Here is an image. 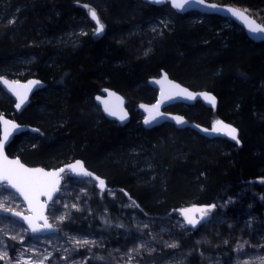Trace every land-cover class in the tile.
Segmentation results:
<instances>
[{"label":"trees","instance_id":"16d2710c","mask_svg":"<svg viewBox=\"0 0 264 264\" xmlns=\"http://www.w3.org/2000/svg\"><path fill=\"white\" fill-rule=\"evenodd\" d=\"M127 1L103 0L108 9L106 15L98 12L108 26L103 37L87 35L80 46L59 49L30 47L29 36L39 35L40 30L59 33L86 18L92 28L96 27L89 14L93 4L86 0L79 1L82 6L73 0H0V9L17 15L15 25L0 27V75L33 49L39 58L32 67L34 77L46 83L21 114L15 112L14 100L0 86V114L40 129V135H33L35 140L30 132L16 136L8 154L20 157L27 165L46 168L82 159L106 181L107 191L94 186L90 207L94 228L110 234L126 227L141 233L122 217L129 211L121 206L129 202L135 204V214L146 220L174 216L193 204H214L209 211L216 215L220 211L217 202L227 191L235 195L246 192L262 217L264 181L259 180L264 179V42H253L235 25L225 28V18L220 16L208 15L204 22L194 23L189 20L192 14ZM219 1L237 4L244 0ZM168 11L173 26L154 42L149 57L128 60L131 48H136L133 43L124 44L129 15L141 20ZM162 69L185 86L214 91L219 98L218 112L214 114L198 101L191 108L193 119L206 124L210 118V126L220 114L238 128L239 142L211 140L172 125L152 130L140 125L137 136L131 129L138 117L129 105L132 120L125 126L91 109L104 85L129 92L131 100H148L157 90L147 82ZM179 110L187 113L180 106ZM136 150L143 153L136 154ZM144 157L153 162L151 170L140 161ZM87 224L85 221L84 226ZM218 251L227 259L233 256L228 248ZM93 260V264H112L100 251ZM153 260L159 261L158 255H147L137 264ZM190 261L200 264L197 254L190 256Z\"/></svg>","mask_w":264,"mask_h":264},{"label":"rangeland","instance_id":"374dc122","mask_svg":"<svg viewBox=\"0 0 264 264\" xmlns=\"http://www.w3.org/2000/svg\"><path fill=\"white\" fill-rule=\"evenodd\" d=\"M79 1L81 0H73L76 5L82 6V2ZM86 1L91 5L93 4V10L98 15V12L104 15L107 14L108 9L104 8L103 0ZM209 1L223 4L219 0ZM141 2L150 4L143 0H129L126 3L139 6ZM227 5H234L246 11L264 24V0H244L237 4ZM166 6L169 10H173L169 4L164 5V7ZM187 14L193 15L189 20L194 23L204 22L205 17L208 16L198 11ZM129 16L130 18L125 20L127 29L123 34V37H125L124 44L133 43L136 48H131L128 60L148 58L153 51L154 42L173 26V16L169 11L159 15L144 16V19L141 20H137L136 17L131 15ZM16 20L17 15L15 13L10 15V13L0 9V27L15 25ZM80 22L76 26L70 24L63 31L55 34H51L48 31L44 32L43 30H40L39 35L30 34L28 46L44 45L54 46L59 49L76 48L80 46L85 36L91 34L97 36V27L92 28L88 24L87 18L85 20L81 19ZM222 23L225 28H233L235 25L246 34L244 28L232 19H225ZM104 26L107 30L108 26L105 24ZM246 36L248 37L247 34ZM101 37L103 36H99V38ZM248 39L250 38L248 37ZM29 51H31L28 53L30 54L29 56H19L14 66L0 76L8 77L15 81H26L34 78L35 71L32 67L34 63L39 61V58L33 54V49ZM126 63L128 64L129 61ZM162 71H165L170 76L167 70L162 69L160 73L151 78L160 76ZM147 85L151 86L148 82ZM106 88L113 89L107 85L102 86V89ZM188 88L199 92L208 91L216 96L215 92L210 89ZM117 92L127 100V105L130 108H134L133 112L137 114L138 121L134 128L131 129V132L138 136L140 125L148 130L143 125L146 115L140 110V105L155 103L158 99V91H154V95L149 97L148 100H131L132 97L129 92ZM217 99L219 101L218 97ZM93 101L95 105L91 109L103 114L101 107L95 102V98ZM196 102L194 104H171L166 106L163 112L181 115L190 123L201 127H210L213 124L208 126L210 118L206 121V124L198 123L193 119L191 108L194 107ZM202 105L211 109L214 114L218 112L219 104L216 108H211L204 102H202ZM179 106L185 109L187 113H181L182 110L176 111ZM0 115L6 114L1 112ZM11 115L14 116L13 113ZM217 116L216 120L228 122L220 114ZM166 125L176 127L173 123L164 124L162 127ZM36 128L38 131L36 133L30 132L31 136L34 134L40 135V129ZM189 129L198 132L193 128ZM29 138H27L28 141ZM34 138L33 136L32 139L35 140ZM135 152L136 154L143 153L140 150ZM140 161L145 162V166H149L150 170V167L154 166L148 157L141 158ZM259 181H264V179ZM94 186H97V183L92 179H78L70 177L69 174L65 175V183L47 213L49 221L55 228L53 232L34 235L30 228L20 220L10 216H0V263L93 264V258L100 251L111 258L112 264H137L138 260L153 254L158 255L159 261L153 260L146 264H191L190 256L193 254L199 256L200 264H264V215L261 217L256 213V202L251 197L249 198L246 192L235 195L232 191H227L217 202L220 211L216 215L208 211L212 218L197 227L190 226L180 210L174 216L166 215L157 220L139 218L134 212L135 204L129 202L125 206H121L129 211V213H123L122 217L127 218V221L135 229L140 230L141 233L130 232L126 227L123 231L114 230L113 234L115 235L113 237V234L106 231H98V229L94 228L90 207ZM248 189H251V187H248ZM110 194L111 196L115 195L113 191ZM0 209L5 212L22 211L29 213L19 195L9 189H0ZM61 217H64V219L61 220ZM85 221L88 223L86 226H84ZM75 240H89L95 243L78 246L74 243ZM173 244L176 247H170ZM220 247L232 250L233 256L227 259L218 251Z\"/></svg>","mask_w":264,"mask_h":264},{"label":"water","instance_id":"95a60500","mask_svg":"<svg viewBox=\"0 0 264 264\" xmlns=\"http://www.w3.org/2000/svg\"><path fill=\"white\" fill-rule=\"evenodd\" d=\"M143 1L148 2L154 6H164L166 4H169L172 9H174L178 14H181V15L187 14L190 12H194V11H198V12H201L205 15H216V16H220L222 18L232 19L238 25H240L242 28H244V31L246 32V34L248 35V37L251 40L258 42V43L264 42V33H253V32H251L249 30L247 23L244 20H241V19L237 18L236 16H233L232 13L229 11V9H238L240 11H243L250 18L251 21H254L256 24L261 25V26H264V25L261 22H259L256 18L252 17L249 13H247L246 11H244V10L234 6V5L219 4V3L212 2L209 0H203L202 3H201V0H186L185 7L183 9H177L176 7H174L172 5L171 0H161V2H159V3L155 2V0H143ZM213 5L215 7H212ZM97 16L99 18L98 14H97ZM99 21L101 23L100 18H99ZM95 23H96V21H95ZM97 28H98V25H97ZM104 30H105V28L103 27V31L97 35L102 36L104 33ZM165 75L167 76V80L164 79ZM0 78H2V79H0V86L14 100V102H15L14 108L18 114H21L25 110V108H27L30 105L31 100H32L33 96L35 95V93L37 91L41 90L42 88H44L46 85L45 81H43L42 79H39V78H35V77L30 78L26 81H15L13 79H10V78L4 77V76H0ZM4 80L8 81L9 85H13V86L15 85V82H19L20 85H28L30 81H38L39 83L30 86V90L27 93V99L21 105L20 108H17L16 104L19 103V98L13 93V91L10 90L9 85H5L3 83ZM149 84L158 91L159 95H158V99L155 103L141 104L140 105V110L146 115V117L143 121V125L146 128L152 129L153 127L162 126V125L167 124V123H173L178 128H193V129L197 130L201 135L205 136L208 139L225 138L228 140H233L230 136L225 134V131L215 132L212 130L216 124V121H222L225 125H229L232 128H235L237 130V139L236 140H238L239 130L232 123L225 122L223 120H216L210 127L206 128V127H201L199 125L190 123L185 117H182L181 115L168 114V113L163 112V109L168 105L175 104V103L194 104L198 100L204 102L206 105L210 106L211 108H216L219 104V101H218L217 97L214 96L213 94L209 93L208 91H200V92L194 91V90L182 85L181 83L170 79L169 74H167L165 71H162L161 75L159 77L151 78L149 80ZM173 84L179 85L180 88H182V89H187L188 92L195 94L196 98L195 99H188L187 96H185V95H176L175 93L177 90L173 89L171 87V85H173ZM162 92L164 93L163 97H162ZM204 93H207L208 95L215 97V104L214 105L212 103H210L208 100L204 99V96L202 95ZM97 97H99L100 99H97ZM95 102L101 107V110H102L104 116L110 121L117 122V123H119V125L125 126V125L129 124L130 121L132 120V113L127 106V100L121 94H119L117 91H115L114 89H109V88L103 89L100 94L95 96ZM105 102H107V105L109 108H111L117 112V115H115V116L109 115V113L107 111H105ZM157 104H159L158 112L154 110L151 113V116H155V119H152L150 123L146 124L145 120H149L151 118L150 113H149V111L146 110V108L151 109V108H153L154 105H157ZM142 105L145 107H141ZM121 112L127 114L126 118L124 120H121L119 118V114ZM0 117H3L6 120L12 121L16 125H18V128L10 129L8 139L4 143L3 151L9 160L18 159L21 164H23L25 167L30 168V169H43L45 172H58L59 173L58 190L52 193V198L48 199V197L46 195H41L39 197L40 204L44 205V207L42 209L37 208V210L34 212L32 210V208H30L29 202L27 200H25L24 197L20 193L16 192L15 189L8 188L9 190H12L19 195L21 200L25 203V205L27 207V211L29 213L27 214V213L22 212V211L5 212V211L0 209V216H10V217H13L15 219H18L22 223H24V225L29 227L30 230H31V227H30L28 221H26L22 218L23 216L38 217L40 214H42L44 217L47 218L48 223L51 224V222L48 219L47 213H48V210H49L52 202L57 198L58 194L60 193V190H61V188L65 182V175L66 174H69L70 177H72V178H78V179L90 178V179H93L97 183V188L99 190L107 191L108 187L106 185L105 179L98 176L93 171H91L86 166L85 162L82 159H76L74 161H70V162L65 163V164H63L59 167H56V168H46L44 166H30V165H27L25 162H23V160L20 157L10 156L8 154L7 150H8L10 144L13 142V140L15 139L16 136L23 134V133H26V132H35L36 133L38 131V129L36 127L31 126V125L21 124L15 118H12V117L7 116V115H0ZM176 117L182 118L184 123H177V121L175 119ZM205 129H207V131H205ZM3 135H4V125L2 122H0V140L3 139ZM236 140H234V141H236ZM77 161L82 162L83 167L88 172H91L93 174V176L92 177L83 176V175H78L77 173L72 172L68 166L75 164ZM60 169H64V171L60 172L59 171ZM94 177H99L100 179H102L105 182V186L103 189H101V187L99 186V181L94 179ZM3 183L4 182H0V184H3ZM213 206H215V205L214 204H212V205L193 204L189 207L183 208L181 210V213L183 214V217L185 218L183 210L191 209L194 207L209 210V209L214 208ZM15 212L22 213V216L13 215V213H15ZM189 215H193L194 218L196 220H198V223L195 225L189 224L192 227H197L199 224L210 219V216L208 214H204L203 218H201V214L199 212L189 213ZM185 220L187 221L186 218H185ZM34 222L37 223L38 225H41V226L44 223V221L42 219H38V218L35 219ZM53 231H55V228L53 227V225H52L51 229L42 228L41 231L35 232V233L32 232V230H31L32 234H34V235H43V234H46L48 232H53ZM121 264H135V263H121Z\"/></svg>","mask_w":264,"mask_h":264},{"label":"snow or ice","instance_id":"6c2138e0","mask_svg":"<svg viewBox=\"0 0 264 264\" xmlns=\"http://www.w3.org/2000/svg\"><path fill=\"white\" fill-rule=\"evenodd\" d=\"M155 2L159 3L161 0H155ZM186 0H171V3L177 9H183L185 7ZM203 0H201V3ZM212 7H215L214 5ZM233 16L244 20L249 30L253 33H264V26L256 24L254 21H251L250 18L245 14V12L240 11L238 9H229ZM89 14L91 15L92 19L96 21L98 28L96 29L97 34L103 31V24L100 23L99 18L95 10L89 9ZM2 79V78H0ZM167 80V76L164 77ZM159 82V81H158ZM3 83L5 85H9V82L4 80ZM38 81H30L28 85H20L19 82H15V85H9V88L13 93L19 98V103L16 104L17 108H20L21 105L27 99V93L30 90L31 85L38 84ZM173 89H176V95H185L188 99H195V94L188 92L187 89L180 88L179 85H171ZM164 93L162 92V97ZM204 99L208 100L213 105L215 104V97L208 95L207 93L202 94ZM97 99H100L97 97ZM145 107V106H141ZM159 104L154 105L153 108L148 109L150 116L151 113L155 110L158 112ZM105 111L109 113V115H117V112L113 109L109 108L107 102H105ZM126 113L121 112L119 114V118L124 120L126 118ZM152 119H155V116H151L149 120H145V123H150ZM177 123H184L183 119L180 117L175 118ZM0 122L4 125V135L3 139L0 140V182H4L0 184V189H15L16 192L20 193L25 200L29 202L30 208L35 212L37 208L42 209L44 205L40 204L39 197L41 195H46L48 199L52 198V193L58 190L59 185V173L58 172H45L43 169H30L25 167L23 164L20 163L18 159L9 160L8 157L4 154V143L7 141L10 129L18 128V125L13 123L12 121L6 120L3 117H0ZM215 132L225 131V134L230 136L233 140L237 139V130L232 128L229 125H225L222 121H216L215 126L212 129ZM207 131V129H205ZM70 170L78 175L89 176L92 177L93 174L88 172L84 167L82 162L77 161L73 165L68 166ZM60 172H63L64 169H60ZM97 181H99V186L101 189L104 188L105 182L100 179L99 177H94ZM75 207V205H73ZM214 207V206H213ZM207 209L201 208H191L183 210L185 218L187 219L188 224L195 225L198 223V220L194 218L193 215H189V213H196L199 212L201 214V218L203 215L206 214ZM15 216H22V213L15 212L13 213ZM24 220L28 221L32 232H39L42 228L44 229H51L52 225L48 223L47 218L40 214L38 217H28L23 216ZM42 219L44 221L43 225H38L34 222L35 219ZM61 220L64 217L60 218ZM74 243L78 246L94 244V241L89 240H75ZM170 247H176V245H170ZM6 255V254H5Z\"/></svg>","mask_w":264,"mask_h":264},{"label":"flooded vegetation","instance_id":"af4514ba","mask_svg":"<svg viewBox=\"0 0 264 264\" xmlns=\"http://www.w3.org/2000/svg\"><path fill=\"white\" fill-rule=\"evenodd\" d=\"M174 10V9H173ZM175 11V10H174ZM176 12V11H175ZM177 13V12H176ZM178 14V13H177ZM100 18V17H99ZM100 20H101V18H100ZM93 21V20H92ZM94 22V21H93ZM101 22H102V20H101ZM95 23V22H94ZM95 25H96V23H95ZM97 26V25H96ZM104 28H105V26H104ZM105 32H106V28H105V30H104V33H103V35L105 34ZM102 35V36H103ZM170 79H172V80H175V79H173V78H171L170 77ZM175 81H177V80H175ZM177 82H179V81H177ZM148 83H149V81H148ZM180 83V82H179ZM155 89V88H154ZM202 102V101H201Z\"/></svg>","mask_w":264,"mask_h":264},{"label":"bare ground","instance_id":"6f19581e","mask_svg":"<svg viewBox=\"0 0 264 264\" xmlns=\"http://www.w3.org/2000/svg\"><path fill=\"white\" fill-rule=\"evenodd\" d=\"M211 140H213V139H211Z\"/></svg>","mask_w":264,"mask_h":264}]
</instances>
